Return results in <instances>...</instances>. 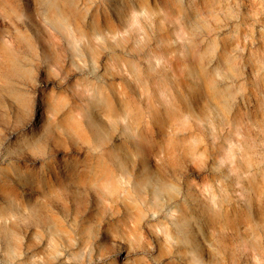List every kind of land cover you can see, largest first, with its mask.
I'll use <instances>...</instances> for the list:
<instances>
[{
  "label": "rangeland",
  "instance_id": "1",
  "mask_svg": "<svg viewBox=\"0 0 264 264\" xmlns=\"http://www.w3.org/2000/svg\"><path fill=\"white\" fill-rule=\"evenodd\" d=\"M0 264H264V0H0Z\"/></svg>",
  "mask_w": 264,
  "mask_h": 264
},
{
  "label": "bare ground",
  "instance_id": "2",
  "mask_svg": "<svg viewBox=\"0 0 264 264\" xmlns=\"http://www.w3.org/2000/svg\"><path fill=\"white\" fill-rule=\"evenodd\" d=\"M45 5H46V7H47V10L49 11V13L51 14V19H55L54 21H56V17L54 16V14L52 13V12H54L55 10H54V3H51V2H49V1H46L45 2ZM60 22V21H59ZM61 23V22H60ZM62 24V23H61Z\"/></svg>",
  "mask_w": 264,
  "mask_h": 264
}]
</instances>
